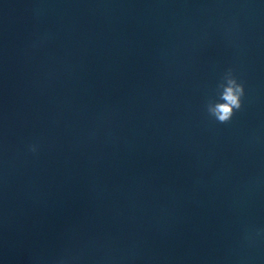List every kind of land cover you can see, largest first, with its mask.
Returning <instances> with one entry per match:
<instances>
[{"label": "water", "instance_id": "1", "mask_svg": "<svg viewBox=\"0 0 264 264\" xmlns=\"http://www.w3.org/2000/svg\"><path fill=\"white\" fill-rule=\"evenodd\" d=\"M0 264H264V0H0Z\"/></svg>", "mask_w": 264, "mask_h": 264}, {"label": "clouds", "instance_id": "2", "mask_svg": "<svg viewBox=\"0 0 264 264\" xmlns=\"http://www.w3.org/2000/svg\"><path fill=\"white\" fill-rule=\"evenodd\" d=\"M224 82L219 85L222 90L219 99L215 102L209 101L207 104L208 114L220 124H228L232 121L237 110L243 108V98L245 96V86L239 82L234 72L229 69L224 76ZM33 153L38 151V146H30Z\"/></svg>", "mask_w": 264, "mask_h": 264}]
</instances>
